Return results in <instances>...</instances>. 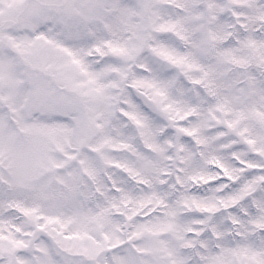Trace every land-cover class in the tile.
I'll use <instances>...</instances> for the list:
<instances>
[{
	"label": "snow or ice",
	"instance_id": "snow-or-ice-1",
	"mask_svg": "<svg viewBox=\"0 0 264 264\" xmlns=\"http://www.w3.org/2000/svg\"><path fill=\"white\" fill-rule=\"evenodd\" d=\"M0 264H264V0H0Z\"/></svg>",
	"mask_w": 264,
	"mask_h": 264
}]
</instances>
